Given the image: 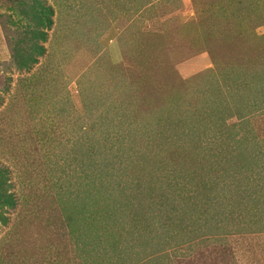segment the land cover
Listing matches in <instances>:
<instances>
[{"label": "rangeland", "instance_id": "374dc122", "mask_svg": "<svg viewBox=\"0 0 264 264\" xmlns=\"http://www.w3.org/2000/svg\"><path fill=\"white\" fill-rule=\"evenodd\" d=\"M42 1L22 70L0 0V264H264V0Z\"/></svg>", "mask_w": 264, "mask_h": 264}, {"label": "trees", "instance_id": "16d2710c", "mask_svg": "<svg viewBox=\"0 0 264 264\" xmlns=\"http://www.w3.org/2000/svg\"><path fill=\"white\" fill-rule=\"evenodd\" d=\"M12 1L14 5L13 8L17 7L15 4L22 6L21 12L26 17L23 15L21 18L27 21L25 26L22 27L21 32L18 31L15 35L10 37V50L13 61L17 68L28 70L31 69L38 61V56L44 54L45 52V46L40 41H45L47 39L48 30L53 25V8L50 5H45L42 0H22V3L15 2L14 0ZM2 16H4V14L0 13V18ZM9 21L11 24H16V20H14L12 17H9ZM27 22L29 24H27ZM12 37H14V39ZM249 92L250 93L246 95L253 96L254 98L263 102L261 104H264V86H256L255 89L250 90ZM247 136L249 135L247 134ZM232 138H234V135ZM229 149L230 157L232 156V158L225 156L223 159L225 161L232 160L237 166H241L239 164L240 161H243L244 163L247 162L251 165L253 159H256L258 155L256 154L253 158V150L248 149L247 151H244L243 148L238 145L230 147ZM8 180L9 176L7 175V171L4 167H0V208L4 205L14 206L15 203L13 194L9 192ZM84 218L87 217L84 216ZM0 219L4 222L7 221L2 215H0ZM143 243L145 244V240H143ZM136 245L142 246L140 243H137ZM136 245H130L129 249L134 248ZM123 248V250H121L120 247L118 248L119 264H146L144 260L141 262L140 257L136 262L137 257H130L129 251L125 252V247ZM136 254H138V252H136ZM130 258L132 262H130ZM147 258H149V256Z\"/></svg>", "mask_w": 264, "mask_h": 264}]
</instances>
